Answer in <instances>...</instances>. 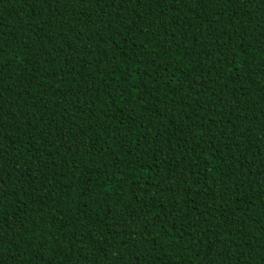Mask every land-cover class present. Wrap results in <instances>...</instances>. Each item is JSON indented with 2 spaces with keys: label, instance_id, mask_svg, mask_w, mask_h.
<instances>
[{
  "label": "trees",
  "instance_id": "1",
  "mask_svg": "<svg viewBox=\"0 0 264 264\" xmlns=\"http://www.w3.org/2000/svg\"><path fill=\"white\" fill-rule=\"evenodd\" d=\"M0 264H264V0H0Z\"/></svg>",
  "mask_w": 264,
  "mask_h": 264
}]
</instances>
